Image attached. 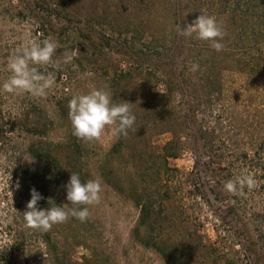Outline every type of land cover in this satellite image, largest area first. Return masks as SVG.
<instances>
[{
	"label": "rangeland",
	"instance_id": "obj_1",
	"mask_svg": "<svg viewBox=\"0 0 264 264\" xmlns=\"http://www.w3.org/2000/svg\"><path fill=\"white\" fill-rule=\"evenodd\" d=\"M200 14L220 23V51L181 34ZM257 33L254 19L232 15L222 0H0V84L10 75L8 58L32 38L58 42L53 60L60 63L40 69L56 80L44 97L0 90V264H264V75L235 63L264 55V43L260 52L252 46ZM75 50L65 63L64 53ZM209 73L220 91L210 108L202 89ZM92 87L133 104L136 122L121 155L112 152L111 129L93 141L72 134L69 101ZM38 115L50 121L41 138L29 132L35 121L44 124ZM217 121L219 140V133L202 140ZM173 138L179 156L167 163L180 174L165 179L160 154ZM39 139L60 152L67 183L71 173L100 180V202L88 206L85 222L70 217L47 232L26 227L31 174L51 169L28 152ZM249 173L254 187L225 190ZM175 188L158 226L167 260L141 245L134 199L142 193L159 202ZM55 203H69L65 188Z\"/></svg>",
	"mask_w": 264,
	"mask_h": 264
},
{
	"label": "clouds",
	"instance_id": "obj_2",
	"mask_svg": "<svg viewBox=\"0 0 264 264\" xmlns=\"http://www.w3.org/2000/svg\"><path fill=\"white\" fill-rule=\"evenodd\" d=\"M181 34L185 37L210 42L217 51L223 48L220 41L224 37L221 25L214 16L200 14L192 24L187 25ZM58 42L52 37L40 40L30 39L21 50L8 58L6 71L10 73L8 78L0 84V90L5 93L17 95L30 94L35 97H44L55 85L56 80L52 72L40 71L41 68L51 66L59 70L60 63L53 60L58 48ZM78 54L65 52V63L71 62ZM199 65H193L192 71H196ZM160 93V92H159ZM131 103H115L112 94L106 88L92 87L87 93L74 95L69 101V119L73 129V135L78 139L93 141L101 138L106 129H111L116 137L127 136L129 130L136 122ZM247 186H255L253 176L241 174L234 180H228L224 187L229 193H235ZM66 190V200L69 203L47 208L38 207L44 197L35 189L31 190V199L24 211L26 227L49 231L54 225L65 223L70 217L85 222L89 216V207L98 204L101 199L102 186L99 179H90L82 182L78 173H71L70 179L63 186ZM52 199H49L50 201Z\"/></svg>",
	"mask_w": 264,
	"mask_h": 264
},
{
	"label": "trees",
	"instance_id": "obj_3",
	"mask_svg": "<svg viewBox=\"0 0 264 264\" xmlns=\"http://www.w3.org/2000/svg\"><path fill=\"white\" fill-rule=\"evenodd\" d=\"M45 1V0H44ZM223 4L226 6L228 10H230V13L232 15H239L240 17L254 19L256 22L257 27V34L255 35L253 41V45L256 49V51L260 52L261 46L264 43V31L262 32L260 28H264V0H222ZM254 28V27H253ZM255 33V30H253V33ZM248 34H246L245 31H242L241 36L245 37ZM257 58L252 57L253 59H250V61H242L241 58L235 61L236 64L239 66H243L241 70H245L247 73L257 76L264 75V55H261L260 53L257 54ZM255 58V59H254ZM249 67L248 70L245 68ZM239 68V67H238ZM207 81L205 84V87H202L204 96L207 98L208 108L212 106V99L215 95L219 96L220 91L218 92L219 83L217 79L213 77L211 73L207 75ZM183 84H185L189 88L190 86V80L184 79V76L182 77ZM115 97H118L119 91H120V83L118 79H115ZM215 96V97H217ZM214 97V98H215ZM114 99L115 103H118L117 99ZM218 98V97H217ZM199 98L196 97V100L198 101ZM199 102V101H198ZM56 107L61 112H66V107L61 103L57 102ZM189 113H191V110H188ZM194 114V111L191 113ZM38 117L44 119V124H41L39 121H35L31 129H29V132L31 134H34L37 136V138L44 137L43 135H47V128L46 124L47 122H50L47 118H44L42 115H38ZM221 117H219L220 120ZM220 121L216 122V126L204 130L200 133V138L204 140L205 137L213 136L216 133H219L217 136V140H219L220 135L222 132H224V127L219 123ZM227 132V129H225ZM229 132H227L228 134ZM130 135V130L127 136L120 135L117 137V142L114 144L112 148V152L117 155H121L123 153V150L126 146V143L128 141ZM177 144L176 140L173 138L170 142H168L162 149L160 158L162 160V167L161 172L159 171L158 174L163 175V177L168 179L170 176V173H172V178H176V174H180V171L177 169H171L168 167V159L170 158H177L179 156V153L176 151V148L174 145ZM28 152L31 157H34L42 162H45L46 164L51 166V169L49 171H38L31 174L30 179V193L33 188H35L43 197L39 202L38 207L40 208H47L51 207L53 200H58L59 195V188L64 189V185L67 184L68 179V171L65 169V167L62 165L59 154L57 150L52 149V145L44 141L42 139H39L35 143H32L28 147ZM74 155H76L75 151H73ZM70 159H74L73 155L69 156ZM174 173V174H173ZM171 193L176 194L177 188H175L172 192L169 190H166L164 193L165 199L162 197L160 198V201L158 202L155 200L153 196L146 195V194H139L137 193L135 197V204L139 210V216L137 220V225L135 227V233H137V236L140 238L139 241L141 245L147 248H153L157 250L165 259H169L170 255L167 253V242L163 241L160 230H158V226L162 222V217L164 214L168 211L169 204L171 203L173 197ZM31 199V195L28 194L25 201H24V208L26 211V206L28 202ZM49 199H52L48 201ZM143 230L144 234L143 236L140 235V230ZM141 236V237H140Z\"/></svg>",
	"mask_w": 264,
	"mask_h": 264
}]
</instances>
